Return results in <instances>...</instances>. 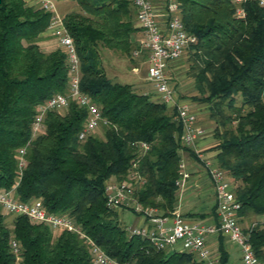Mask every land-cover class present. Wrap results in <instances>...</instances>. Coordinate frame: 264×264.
<instances>
[{"label": "trees", "instance_id": "1", "mask_svg": "<svg viewBox=\"0 0 264 264\" xmlns=\"http://www.w3.org/2000/svg\"><path fill=\"white\" fill-rule=\"evenodd\" d=\"M74 1L77 10L62 20L79 59V89L106 124L79 140L87 112L69 100L65 108L45 112L31 136L36 107L54 93H67L65 52L42 43L51 38L48 10L28 0H0V189L14 184L23 148L16 199L40 198L46 211L70 217L120 263L198 264L186 251L156 250L129 235L118 212L105 205L106 181L135 172L142 180L131 179L138 203L168 215L176 202L180 152L193 153L180 143L174 108L104 71L101 48L128 56L138 46L131 0ZM178 1L184 28L196 36L187 49L195 91L189 99L205 105L216 140L212 165L233 184L238 222L254 219L242 230L264 264V7L255 0ZM134 142H145L147 150L137 151ZM218 247L219 264H225L222 242ZM0 264H91V256L75 233L51 231L24 216L8 226L0 213Z\"/></svg>", "mask_w": 264, "mask_h": 264}, {"label": "built area", "instance_id": "2", "mask_svg": "<svg viewBox=\"0 0 264 264\" xmlns=\"http://www.w3.org/2000/svg\"><path fill=\"white\" fill-rule=\"evenodd\" d=\"M30 1L50 12L45 32L64 50L67 66V93H54L36 107V114L31 123V136L39 131L45 112L61 110L67 106L69 100H73L87 112L86 120L77 134V138L82 140L100 124H106V120L88 96L79 89L80 70L76 48L63 25L62 15L55 11L53 0ZM255 1L264 7V0ZM131 2L135 11V25L140 33L138 46L132 49V56L134 58L143 56L145 78L152 87L153 95L166 106L174 108L181 124L180 143L196 151L194 145L203 137L205 131L196 124L195 115L189 109L188 103L176 100L166 73L168 63L179 58L194 45L196 36L184 28L178 0H131ZM242 13L241 7L236 6L235 14ZM132 146L141 152L148 148L145 142H134ZM23 153V148L17 151V175L14 184L9 189H0V213L11 217L24 216L32 223L46 225L51 231L65 230L77 234L88 246L91 264H125L105 254L70 217L46 211L40 198H31L27 201L15 198L14 189L24 165ZM203 167L213 190L215 203L213 223L186 218L174 209L168 215H161L154 208L141 206L134 197V185L131 181L135 177L136 181L142 182L135 172L129 173V179L106 181L105 205L118 213L124 211L139 215L142 223L126 225L125 229L129 235L146 239L156 250H165L179 244L180 251L192 254L198 264H219L218 255L212 253L206 244L208 236L219 235L237 246L240 264H262L253 253L247 233L239 226L237 217L239 202L235 199L232 182L221 169L214 167L210 160L203 159ZM187 176L180 158L178 177L174 181L177 194L182 190ZM10 247L15 252L16 242L12 240Z\"/></svg>", "mask_w": 264, "mask_h": 264}, {"label": "crops", "instance_id": "3", "mask_svg": "<svg viewBox=\"0 0 264 264\" xmlns=\"http://www.w3.org/2000/svg\"><path fill=\"white\" fill-rule=\"evenodd\" d=\"M62 13L61 15H63ZM46 34V33H44ZM47 36V34H46ZM52 40L48 37L42 40V43H52ZM127 83V82H126ZM128 84L133 85V82H129ZM170 84V81H169ZM150 86V91L148 93L151 98L155 99V96L152 92V87ZM171 86V85H170ZM138 91V90H137ZM174 91V90H173ZM196 124L197 120H196ZM201 127V126H200ZM203 128V127H202ZM204 129V128H203ZM205 131V129H204ZM216 144V140L213 138L211 133H204L203 137L197 140L195 143V149L190 148V151L193 155L189 154L186 151L180 152V158L183 161L184 170L187 172L188 176L186 178L185 184L180 192H178L176 196V202L173 207L174 210L182 214L184 217L189 219H197L205 223H213L215 221V203L213 190L211 187L210 180L207 176V173L203 167L202 159H208L214 165L215 160L214 156L216 154V150L214 146ZM121 218H125L127 212L121 211L119 212ZM134 221L131 225H138L142 223V218L134 214ZM11 220L10 216H6L5 220ZM221 237V240H220ZM222 242V249L227 254V259L225 264H240L239 258V250L237 246L229 242L223 236H208L206 239V244L209 250L218 255L219 258V243ZM165 252H175L180 251L179 244H176L172 248H167L164 250ZM219 260V259H218Z\"/></svg>", "mask_w": 264, "mask_h": 264}, {"label": "rangeland", "instance_id": "4", "mask_svg": "<svg viewBox=\"0 0 264 264\" xmlns=\"http://www.w3.org/2000/svg\"><path fill=\"white\" fill-rule=\"evenodd\" d=\"M28 2L31 3L30 0H28ZM53 4L55 11L60 15L71 10H77V5L74 0H53ZM139 35L140 33L138 30L137 37H139ZM50 39L53 43L54 39L52 37ZM99 54L107 77L119 83L133 82L134 87L133 85L132 87L134 88V90H138L140 92L150 91V86L148 85V82L145 78V63L143 56L134 58L131 52L127 56L121 53L114 52L113 50H109L107 48H101ZM187 66V51L179 58L168 63L166 73L169 77V85H171L170 87L172 88V90H174L173 92L176 100L188 103L189 109L194 113L198 125L205 129V133L212 134L213 123L207 118V110L205 108V105L192 102L189 99L191 95L195 94V91L192 87V80L187 75ZM201 162L203 163V159L201 160ZM4 217H6V215H4ZM118 217L123 222V224L130 226L134 221L135 216L132 212H127L125 218H121L119 213ZM250 220L253 221L254 219L242 220L238 222L239 226L241 228L245 227ZM9 223L10 220L6 219V225L9 226ZM192 257L195 260L193 255ZM236 264H238V262Z\"/></svg>", "mask_w": 264, "mask_h": 264}]
</instances>
